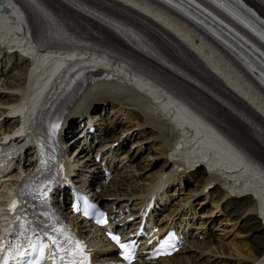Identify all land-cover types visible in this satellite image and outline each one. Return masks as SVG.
<instances>
[{
    "label": "bare ground",
    "instance_id": "obj_1",
    "mask_svg": "<svg viewBox=\"0 0 264 264\" xmlns=\"http://www.w3.org/2000/svg\"><path fill=\"white\" fill-rule=\"evenodd\" d=\"M119 1L141 10L157 23L163 24L172 29L203 61L209 65L211 71L214 72L216 76L223 79L227 84H234L235 80L231 76H236V78H238V73H233L232 70L234 69L228 70L225 66H213L211 64V53L215 52L214 49H212L207 43H204L203 45L195 43L191 37V29L185 27L182 22L144 0ZM253 4L259 8L264 7L263 3H258L255 0L253 1ZM14 7H10L9 9L11 14L7 12L0 13V42L13 41V43L16 44L24 40V36L13 34L20 27L21 21L24 20L19 11ZM25 20L28 24H30L31 21L39 37L49 29L48 24L40 19L37 13L32 9H30L29 17L26 15ZM185 33H187V35ZM22 47L23 45L19 47L21 51ZM107 48L112 49L108 46ZM59 52L60 50L50 49L42 53H37L35 58L32 56H27L25 58L17 53H9L6 48L0 45V125H9L12 127L15 126L17 122L16 119L6 117V108L9 102L17 98L16 93L22 91L20 88L16 87L22 84L28 66H30L28 74L30 91L27 94L28 109H26V111L22 109L18 111L21 112L23 117L30 123L32 122L37 100L44 94V92H46L47 87L52 86L54 89V85L58 83L59 77H62L60 76V73H57L58 71H47L49 64L52 62L47 56L55 55ZM64 52L67 56L72 57L78 55L81 58H85L87 54H90V52H78L73 50H66ZM105 58L106 57L103 54L91 53V55L87 56L85 59L92 61L99 60L103 62ZM120 60L124 63L126 61L124 58H120ZM130 61L140 68L135 71H128L123 63L115 65V72H125L126 77L124 80H97L100 81L95 85L97 89L105 84H110V90H98L88 98L86 105H84L83 108L81 107V109H77L75 106H70L66 110L65 119L69 120L72 124L79 116H89L92 105H97L98 102H100V106L96 108L97 112H95V116L98 119H103L100 114H98L100 109L102 110L105 105L111 103L119 105L117 107H119V110L122 112L121 115H125L126 118L129 119V122L136 123L137 128L142 127V133L145 132V126L149 127L151 131L150 136L154 135L152 146L158 144L160 149L159 153L164 155V164L161 165L160 169L157 172L148 173L147 176L149 177L146 176V181H150L146 188L142 189V191L145 192L144 195L148 196L147 191L151 188L155 187L161 189V200L159 201L160 203H166V201L169 200L168 194H166L167 188L173 186L176 179L177 184L180 183L181 189L186 188L189 179H192V182L196 186V188L193 189L194 191L191 190L193 194L188 195L186 199L180 198L181 202L179 206L177 202L178 207H175L176 209L173 208L166 215H169L175 220L190 218L186 216L187 214H195V198L197 199L198 196L202 195L204 201L207 200L209 203L213 204L212 208H220V210L226 215L231 216L235 220V224L246 232L248 237V241L246 244L244 243V246L236 243L230 244L229 242V244L218 245V243L216 244V242L212 240L200 243L197 240H194L190 246L194 245L197 247V249L200 250L199 254L194 250H190L189 253L187 246L180 251L181 255L175 254L172 257L160 258L155 263L149 264H194V258L197 257L196 260L198 261L200 255H205V253L211 254L215 251H219L224 257L228 255L226 259L215 256L214 261L224 259L221 264H264V222H262L258 216L257 201L249 195H240V187H234V185L226 180L224 175H220L214 170L208 171L201 166L195 167L197 162L202 158L209 157L212 159L213 157L206 149L201 148L206 141H214V139H216L215 137L220 138L221 135H224L231 143L242 149H248L246 144L228 132L226 128H224L225 126L210 127V124L198 120L199 116L196 115L195 112L186 110L187 108L184 103L189 104L191 107H193L192 103L201 105L200 101L194 99L195 94L193 92L179 87L177 82L172 80L169 76L147 63L144 64L143 62H140L141 60H139L138 57L133 56ZM57 63H61V65L64 64L58 59ZM228 68L231 67L229 66ZM149 73L152 76H156L159 81L152 78ZM129 74H131V76H129ZM148 84H150V88H146ZM154 88L157 89V93L153 91ZM85 92L86 91L82 92L80 95H84ZM240 93L237 92L241 98L260 113H257L259 117H262L261 115L264 116L263 101L256 100L254 96L246 95L251 101L249 102L242 95L243 93ZM163 96H166L169 101H174L173 105L175 106L176 111L181 108L186 110L187 126L184 127V124H181L178 121L177 112L172 111V109H167V103L165 101L158 102V99ZM174 97H177V99ZM208 103H210V101ZM238 112L243 117L255 120L251 112L247 111L245 108H239ZM209 121L212 122L211 119H209ZM254 123L258 124V121L256 120ZM64 125H66V123H64ZM99 126L106 139H104L103 145L100 147V150L104 149L103 158H109L111 162H115L117 165H121L124 162H127L130 165L133 156L129 153L128 157L126 156V153H123L124 157H121L119 160L115 159L117 157L118 149L126 142V137L131 138L132 136L129 134L120 136L116 135L113 132V128L109 127V125L100 124ZM67 136L68 133L66 132L64 134V139H61L59 131L56 138L61 152L66 157L68 165L71 166L72 163H70L67 156L69 148L67 143L70 145L69 140H66ZM114 142H117V145L112 147L111 145H113ZM178 142H180L181 147L175 148V144ZM216 146L221 147L223 150H226L227 148H224L220 142H218ZM76 147L78 149L79 146ZM80 149H82L79 153L80 155H83V153L86 152L83 158L89 155V151L85 147H81ZM28 155L29 157L24 159L23 166L25 169H28L32 163V150L29 151ZM96 163L95 158H86L82 166L85 168L90 167L92 170L99 171V168H97L98 163ZM73 164L76 165V163ZM73 164L72 166H74ZM129 165L127 167H130V169H127L126 166H122L116 173V175L119 176V187L111 188L113 187L111 180L110 184L106 188H103L101 193L95 195L99 202L107 205V208L115 214L116 212L113 211L114 208L123 210L128 204L133 205L144 201L143 198L138 199L136 196V184L141 181L138 179L141 175L138 174V171L143 167L131 169L134 165ZM8 167V165L4 166L5 169ZM152 175L155 176L153 180H151L153 177ZM136 179H138V182L133 184L134 181L132 182V180ZM207 184L211 185V188L208 191L204 189V186ZM179 193L181 194V191L177 194ZM193 197L194 199H192ZM258 200H260L259 208L264 212V188H261L258 191ZM174 211H176V213L173 214ZM193 218L194 216L189 220ZM197 218L198 217H196V219ZM195 228L198 229L201 228V226H196ZM94 239L98 243H101V248L94 251V255L103 256L106 254L109 256L111 255V258H113L112 255H114V252L112 247L104 237L100 236L99 238ZM225 247H227L226 250ZM229 257H235V261H230L228 259ZM256 257L260 258L256 260ZM168 260L175 261L173 263H170V261L166 262ZM198 264L203 263L199 262Z\"/></svg>",
    "mask_w": 264,
    "mask_h": 264
},
{
    "label": "rangeland",
    "instance_id": "obj_2",
    "mask_svg": "<svg viewBox=\"0 0 264 264\" xmlns=\"http://www.w3.org/2000/svg\"><path fill=\"white\" fill-rule=\"evenodd\" d=\"M186 35H187V33H185ZM160 101V100H159ZM162 102V101H161ZM100 106V102H98L97 103V105H92V107H91V113H94V114H96L95 112H97V107H99ZM118 105H116V104H114V105H108V106H106V108L103 110V112L105 113H103V112H101V114H103V117H105V121L104 120H101V123H107V124H109V125H115V129H114V132H115V134L116 135H123V132H126V131H128V130H130L131 128H132V126L133 127H137L136 126V123L134 124V123H131V122H129V119H127L126 118V116L125 115H121V111H119L118 110V108L119 107H117ZM113 108H115V109H113ZM117 108V109H116ZM111 109H113V110H111ZM124 109H125V107H124ZM94 110V111H93ZM107 112V113H106ZM121 116H120V115ZM105 115V116H104ZM173 115H174V113H173ZM125 116V119L123 118ZM96 117V116H95ZM121 117V118H120ZM97 118V117H96ZM99 120V119H98ZM128 121V122H127ZM129 123V124H128ZM131 124V125H130ZM130 125V126H129ZM135 125V126H134ZM111 128H113V127H111ZM124 128V129H123ZM142 127L141 128H138V130H137V132H134V130L132 131V132H130V133H128L129 135H131V136H134L133 138H131L132 140H131V144H130V146H129V149L131 150V153H129L130 155L133 153L134 154V159H133V163H134V161H138L141 165H147V163L148 164H150V163H152L153 161H155V160H157L162 154H160L159 153V146H157V145H155V147H152V144H153V137H154V135L153 136H150L151 134H150V129H149V127L148 126H145V132L146 131H148V132H143L142 133ZM141 130V131H140ZM67 133H69L68 131H67ZM118 133V134H117ZM145 134V135H144ZM150 134V135H149ZM126 135V134H125ZM144 136H145V138H144ZM146 136H148V137H146ZM151 137V138H150ZM126 139L128 140L129 138H127L126 137ZM126 140V141H127ZM141 143V145H142V147L144 146V148H142V147H138L139 146V144ZM67 146L69 147V146H71V145H68V143H67ZM152 147V148H151ZM79 148V147H78ZM139 148V149H138ZM156 148V149H155ZM158 148V149H157ZM77 149V147L75 148V150ZM82 149H79V151H78V153L77 154H79L80 153V151H81ZM75 153H76V151H75ZM74 153V154H75ZM121 153H123V151L121 152ZM159 153V154H158ZM85 155V153H83V155L81 154V156L83 157ZM74 156V155H73ZM81 156L80 155H77V156H74V158L76 159V160H80L81 159ZM86 158H89V155L88 156H86L85 158H84V161H85V159ZM89 159H91V157L89 158ZM97 164V163H96ZM160 164V162L159 163H154V164H151V168H149V169H147V170H145V176H144V179H142L141 181H137L138 179H141L140 177L138 178V179H136L134 182H138L137 184H136V186L138 187L137 188V192H138V194H140V193H142V189L144 188V186H145V184L147 183V181H146V176L148 175V173H153V172H155L157 169H158V165ZM162 164H164V159H163V162H162ZM161 164V165H162ZM161 165L159 166V169H160V167H161ZM130 169V168H129ZM158 169V170H159ZM153 176V175H152ZM147 177H149V176H147ZM119 182H121V181H119ZM140 183V184H139ZM149 183V182H148ZM147 183V184H148ZM119 184V183H118ZM134 184V183H133ZM194 184V183H193ZM115 186V185H114ZM113 186V187H114ZM141 186H142V188H141ZM147 186V185H146ZM181 187V186H180ZM146 188V187H145ZM144 188V189H145ZM196 188V186H195V184H194V187H189V188H184V190L186 189V191H185V194H182V193H184V192H182L181 191V194H180V198L181 199H186L187 197H188V195H190V194H193L192 193V191L191 190H193V189H195ZM194 191V190H193ZM183 197V198H182ZM192 199H194V197L192 198ZM176 200H177V198H176ZM195 200H196V198H195ZM194 200V201H195ZM200 202H202V201H200ZM204 202V201H203ZM179 202H178V206H179ZM177 206V207H178ZM211 206H213V204L211 205ZM176 207V208H177ZM176 208H174V209H176ZM212 208V207H211ZM223 212V211H222ZM214 213V212H213ZM204 216H207V215H209L210 214V211H205L204 213ZM226 215V214H225ZM199 218V217H198ZM202 218V217H201ZM201 223H203V221H201ZM213 233H214V235L216 236V235H218L219 237L218 238H220L221 237V240H222V244H232V243H236V244H240V245H242V246H244L246 243H245V241H243L242 240V237H244V234L243 233H238L237 232V229H236V227H234L233 226V222L231 221V220H227V219H225V217L223 216V215H218V216H216V218H215V220H214V227H213ZM210 241V240H209ZM247 241H248V237H247ZM246 241V242H247ZM229 242V243H228ZM201 243V242H200ZM218 242H216V244H217ZM245 243V244H244ZM218 245H221V244H219L218 243ZM226 248L227 247H225V250H226ZM190 250H194V251H196L198 254L200 253V250L199 249H192V248H189L188 247V252L190 253ZM180 254H181V252H180ZM195 254V253H194ZM207 255V256H206ZM199 256V255H198ZM215 256H217V257H220V258H224V259H226V257H228V255H226V257H224V256H222L221 255V253L219 252V251H215V252H212L211 254H208V253H205V255L203 254V255H200L199 257H198V261L196 260V258H194L193 259V261H194V264H198L199 262H201V263H203V264H205V263H211V264H221V262L224 260V259H221V260H216V261H214V258H215ZM206 257L207 258H209V259H206ZM230 261H235V257H229L228 258ZM214 261V262H213ZM217 261H218V263H217ZM229 262V261H228ZM173 263V262H172Z\"/></svg>",
    "mask_w": 264,
    "mask_h": 264
},
{
    "label": "snow or ice",
    "instance_id": "obj_3",
    "mask_svg": "<svg viewBox=\"0 0 264 264\" xmlns=\"http://www.w3.org/2000/svg\"><path fill=\"white\" fill-rule=\"evenodd\" d=\"M58 127H59L58 124L52 125V128L54 130L57 129ZM21 195H23V192L21 193ZM16 205H17V202L13 201L12 205L10 206V209L14 211L15 208H16ZM90 207L91 206H89V205H87V203H85L84 215H86V216L90 215V212H89V208ZM100 215H103V214L101 213ZM17 219H20V218L18 217ZM97 222L101 223V222H106V221L98 220ZM25 223L26 224H30L31 222L30 221H26ZM21 227H22L23 230L19 233V235L20 236H24L25 233L27 231H29V229L27 227H25L24 225H22ZM31 231L33 233H35L37 230L35 228H32ZM53 231L60 232V229H53ZM61 234H63V233H61ZM44 235H48V233L45 232ZM111 238L117 244H119L122 249H125V251L127 252L128 248H129V245L121 243L119 236H112ZM50 239H51L52 245L57 246L56 247V253L57 254L60 251H64L65 254H67L69 252L70 249L69 248H65L63 246V244H61V242L58 240V238L50 237ZM63 243L64 244H69V245L72 244V243H75L77 245V248L74 250L75 254L76 255H81V256L84 255L83 246H82V244L79 241H73L72 238H68ZM46 247H47V245H44V244L40 245V248H39L40 259L38 260V259H35V258H26L27 257V250L24 248V245L19 240L15 241V242H9V244L7 246L6 253L4 255L0 256V264H9L10 261L15 262V264H41V260L44 258V254H45L44 250H45ZM27 248L35 250L36 249V245H34L31 242V240L29 239L28 240V244H27ZM0 251H4V245H2V244H0ZM125 258L126 259H130L131 257H130V255H126ZM59 264H65L64 257L60 258ZM68 264H86V257H85L84 261L77 262L76 260L73 259L71 261H68Z\"/></svg>",
    "mask_w": 264,
    "mask_h": 264
}]
</instances>
